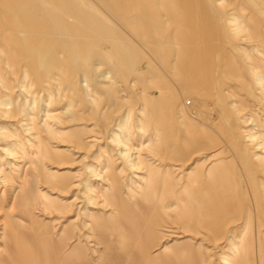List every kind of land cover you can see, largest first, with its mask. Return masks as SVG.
<instances>
[{
  "label": "rangeland",
  "instance_id": "rangeland-1",
  "mask_svg": "<svg viewBox=\"0 0 264 264\" xmlns=\"http://www.w3.org/2000/svg\"><path fill=\"white\" fill-rule=\"evenodd\" d=\"M0 128V264H264V0H0Z\"/></svg>",
  "mask_w": 264,
  "mask_h": 264
},
{
  "label": "crops",
  "instance_id": "crops-1",
  "mask_svg": "<svg viewBox=\"0 0 264 264\" xmlns=\"http://www.w3.org/2000/svg\"><path fill=\"white\" fill-rule=\"evenodd\" d=\"M20 243H21V240L18 237V240L16 242V244H17V246H16L17 255H14V256L10 255L16 264H52L51 262H54V260L56 259V257L53 255L54 253H52L51 251L48 253L47 252L43 253L44 251L40 246L35 245V244H30L27 235L24 237L23 242H22L24 245L23 246L24 254L22 253ZM43 248H45V247H43ZM186 248L182 245H180L178 248L179 255L183 252V256H182L183 258H186L189 255V253H187L188 251ZM81 251H82V249L77 244L75 247L72 248L70 256H68L66 258L67 262H64V263L65 264H75L72 261V255L76 258L81 253ZM184 251H185V253H184ZM171 252H172V250H171ZM107 255L109 256L108 253H107ZM78 259L79 258L77 257L75 259V261H77ZM156 259L159 260L158 264H165V262L168 260L166 255L164 254V251H162L160 256L153 257V258L148 257V259L146 261L140 260V263L141 264H156V262H155V261H157ZM113 261L115 264H133V263H130L129 261H127L126 257H124L121 253H119ZM78 264H87V262L83 261V262H79Z\"/></svg>",
  "mask_w": 264,
  "mask_h": 264
},
{
  "label": "bare ground",
  "instance_id": "bare-ground-1",
  "mask_svg": "<svg viewBox=\"0 0 264 264\" xmlns=\"http://www.w3.org/2000/svg\"><path fill=\"white\" fill-rule=\"evenodd\" d=\"M194 4V3H193ZM173 8H176V7H173ZM172 8V9H173ZM178 9H179V7H178ZM175 11V10H174ZM16 12V11H15ZM172 12V11H171ZM181 12V11H180ZM178 14H179V10H178V12H177ZM177 14V15H178ZM175 15V14H174ZM54 16L55 17H60V16H57L56 14H54ZM220 17V16H219ZM196 18V17H195ZM48 19V18H47ZM196 21L198 20V19H195ZM68 21V20H67ZM214 22V21H213ZM197 23H199V20L197 21ZM190 34H192V33H190ZM210 36V35H209ZM55 39V38H54ZM202 39V38H201ZM220 39V38H219ZM204 40V39H203ZM71 41V40H70ZM70 41H68V42H70ZM207 42V41H206ZM250 43V42H249ZM106 45H108L107 43H105ZM222 44V43H221ZM107 49V48H106ZM109 50V49H108ZM105 52V51H104ZM111 54V53H110ZM114 61V60H113ZM117 61V60H116ZM191 61V60H190ZM86 82V81H85ZM159 92V91H158ZM160 95V94H159ZM158 96V95H157ZM156 98V97H155ZM151 106V105H150ZM46 125V124H45ZM1 129V128H0ZM213 154V153H212ZM195 164V163H194ZM183 190V189H182ZM34 195H36V193L34 194ZM116 199V198H115ZM117 208H119V207H117ZM141 208V207H140ZM127 211V210H126ZM139 211V210H138ZM121 212V211H120ZM125 212V211H124ZM123 212V213H124ZM144 212V211H143ZM134 213V212H133ZM138 214H139V212H138ZM128 216V215H127ZM127 218V217H126ZM135 219V218H134ZM128 220V219H127ZM136 220V219H135ZM132 221V220H131ZM127 223V222H126ZM106 225H107V228L109 229V230H114L115 229V233L114 234H111L110 235V238H112V245L109 247V250H107L108 251V254H109V257L112 259V260H114L116 257H117V255L119 254V253H121L124 257H126V255H127V251L129 250V244H126V243H128V241H130V240H128L127 239V241L126 242H123L121 245L119 244V245H117V243H116V241L118 242V239L117 238H119L118 236L120 235V233H122V231H119V229H120V227H121V225H120V222L118 221V220H112V219H110L109 221H107L106 222ZM117 231H119V232H117ZM27 234H23L22 236H26ZM19 239L21 240V243H20V246H21V250H22V253L24 254V248H23V239L24 238H21V237H19ZM153 238L151 237V236H146L144 239H143V241L141 242V244H140V246L138 247V249H139V254H140V260H147L148 259V257L149 256H146V252H147V248H148V246L149 245H151V242L153 241L152 240ZM45 244V243H44ZM43 249V248H42ZM52 252V251H51ZM44 253V252H43ZM48 253V252H47ZM138 254V255H139ZM45 255V254H44ZM43 255V256H44ZM47 255V254H46ZM49 255V254H48ZM52 255V254H51ZM47 258V257H46ZM46 260V259H45ZM157 260V259H156ZM156 262V264H158L159 263V260H157V261H155Z\"/></svg>",
  "mask_w": 264,
  "mask_h": 264
}]
</instances>
